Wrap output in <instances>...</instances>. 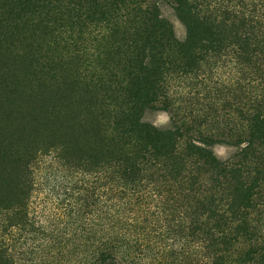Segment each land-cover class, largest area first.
<instances>
[{
  "label": "trees",
  "instance_id": "16d2710c",
  "mask_svg": "<svg viewBox=\"0 0 264 264\" xmlns=\"http://www.w3.org/2000/svg\"><path fill=\"white\" fill-rule=\"evenodd\" d=\"M171 2L185 26L182 40L146 0H0V76L15 95V85L37 86L18 94L30 106L38 96L40 115L55 117L45 127L62 144L52 147L73 139L79 155L107 169L111 193L158 181L177 185L188 214L167 219L170 208L162 206L159 228L170 233L175 221L207 264L233 256L238 264H264V0ZM91 42L110 66L89 67ZM51 50L57 54L46 57ZM36 56L44 58L41 68ZM219 62L235 76L208 117L190 106L186 82ZM157 104L175 110L169 129L141 120ZM210 122L220 123V134ZM18 140L1 138L0 173L11 169L13 176L22 166ZM219 142L235 147L230 158L213 154L210 146ZM115 241L111 234L96 238L89 264H115ZM14 260L0 240V264Z\"/></svg>",
  "mask_w": 264,
  "mask_h": 264
},
{
  "label": "rangeland",
  "instance_id": "374dc122",
  "mask_svg": "<svg viewBox=\"0 0 264 264\" xmlns=\"http://www.w3.org/2000/svg\"><path fill=\"white\" fill-rule=\"evenodd\" d=\"M147 3L157 7L160 16L171 25L174 37L182 40L185 26L177 17L171 0H146ZM46 41L43 40L42 48ZM14 43L15 47L20 46ZM86 46L89 67L111 65L100 53L103 49L93 42ZM56 54L51 50L45 55L54 57ZM43 59L37 58V68L44 65ZM4 71L3 75H7V70ZM203 72L186 84L193 96L190 106L210 117L215 109H220L221 86L235 76V71L220 68L219 62L214 68L206 65ZM32 83L21 84L19 89L25 92L24 97L29 90L37 88ZM9 84V80L0 76V140L3 138L4 144L19 138L14 148L18 149L22 166L14 169L13 176L11 169L0 173V240L7 247V254L15 259L14 264H89L96 238L109 234L116 239L115 264H207L201 249L192 244V237L181 232L175 221L170 222L173 229L170 233L159 228V223L165 221L158 213L162 206L170 208L167 219L188 214L185 208L190 203L179 195L182 190L177 185L172 181H158L150 183L151 186L111 193L109 180L103 176L107 169L89 163L84 154L79 155L71 144L73 139L60 149L52 147L62 144L61 138H48L53 133L45 127V123L55 117H42L41 109L38 110L41 108L39 97L35 98L36 105L30 106L28 99L21 101L18 86L15 85V95ZM178 85L177 82L175 88ZM66 110L63 108L57 123H62ZM31 111L32 115L39 114L34 120L28 115ZM172 112L175 110L165 104H157L146 108L141 120L159 129H169ZM211 123L210 131L220 134V123ZM86 142L84 139L83 143ZM210 149L220 160L230 158L235 152V147L228 142L214 143ZM10 161L7 159L5 166ZM228 264L238 263L233 256Z\"/></svg>",
  "mask_w": 264,
  "mask_h": 264
}]
</instances>
